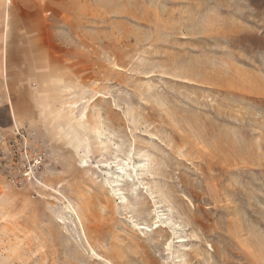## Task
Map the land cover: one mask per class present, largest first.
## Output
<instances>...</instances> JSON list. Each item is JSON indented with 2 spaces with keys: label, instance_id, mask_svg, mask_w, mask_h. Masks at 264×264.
Segmentation results:
<instances>
[{
  "label": "rangeland",
  "instance_id": "rangeland-1",
  "mask_svg": "<svg viewBox=\"0 0 264 264\" xmlns=\"http://www.w3.org/2000/svg\"><path fill=\"white\" fill-rule=\"evenodd\" d=\"M222 262L264 264V0H0V264Z\"/></svg>",
  "mask_w": 264,
  "mask_h": 264
},
{
  "label": "bare ground",
  "instance_id": "bare-ground-1",
  "mask_svg": "<svg viewBox=\"0 0 264 264\" xmlns=\"http://www.w3.org/2000/svg\"><path fill=\"white\" fill-rule=\"evenodd\" d=\"M116 183H119V181H117ZM117 187L119 188L120 186L117 185ZM118 191H120V189H119ZM181 229H182V228H181ZM174 231H175V230H174ZM177 233H178V232H176V231L174 232L175 235H177ZM181 242H182V241H181ZM181 242H180V243H181ZM222 264H226V263L222 262Z\"/></svg>",
  "mask_w": 264,
  "mask_h": 264
}]
</instances>
